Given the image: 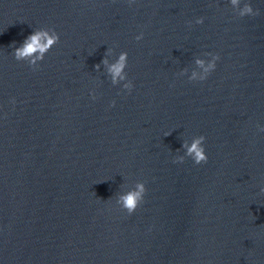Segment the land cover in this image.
<instances>
[{"label":"water","instance_id":"water-1","mask_svg":"<svg viewBox=\"0 0 264 264\" xmlns=\"http://www.w3.org/2000/svg\"><path fill=\"white\" fill-rule=\"evenodd\" d=\"M244 3L259 15L230 0H0V264H264V0ZM39 28L60 40L33 69L13 51ZM108 49L128 54L130 94ZM205 53L215 70L189 81ZM200 135L207 163H174ZM137 182L129 215L116 198Z\"/></svg>","mask_w":264,"mask_h":264},{"label":"clouds","instance_id":"clouds-1","mask_svg":"<svg viewBox=\"0 0 264 264\" xmlns=\"http://www.w3.org/2000/svg\"><path fill=\"white\" fill-rule=\"evenodd\" d=\"M133 2L134 0H129V4ZM230 4L240 17H244L246 15H259V10L254 11L249 3H244L242 8L240 7L241 0H230ZM196 23H203V17L198 18ZM142 38L143 33L135 37L137 41H140ZM59 40L60 36L54 29H35L31 35L26 37L19 47H14L13 56L17 61L27 62L30 67L35 69L39 67L38 62L43 61L45 55L54 45L59 42ZM106 53L107 55H105L104 59L101 61V64L104 65L106 74L110 78L111 84L116 86L123 82V89L127 90L130 94L134 85L132 81L128 79L127 72L125 71L128 64L127 52L119 53L118 57L112 62H110L107 58L108 55L112 54V49H108ZM204 55L210 56L211 59L205 60L203 58H196L195 65L202 71L199 74L196 71H193L191 76L188 77L189 81H204L211 74V72L215 70L216 61L220 58L219 55L213 53H205ZM101 64H96L94 66L96 71H100ZM186 71V69L182 70L179 74L183 76L185 75ZM90 94L92 99L95 100V92ZM11 103L15 104V99H13ZM110 106H115L114 100L111 102ZM258 129L259 131L264 132V127H260L258 125ZM205 139L206 138L203 135H200L193 137L191 142L184 140L182 144V148L185 150L184 155L175 157L173 162L183 163L185 157H189L196 165L207 163L208 157L204 147ZM146 191L147 189L144 182H137L135 183L134 187L117 196L116 204L119 205L122 210L131 215L142 204ZM260 191L264 193V188H261Z\"/></svg>","mask_w":264,"mask_h":264}]
</instances>
